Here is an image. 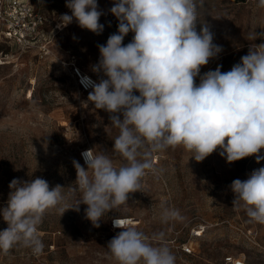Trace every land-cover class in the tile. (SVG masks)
Listing matches in <instances>:
<instances>
[{
	"label": "clouds",
	"instance_id": "9594fccd",
	"mask_svg": "<svg viewBox=\"0 0 264 264\" xmlns=\"http://www.w3.org/2000/svg\"><path fill=\"white\" fill-rule=\"evenodd\" d=\"M202 3L114 0L109 11L118 21L117 32L98 45L99 60L91 70L99 79L90 81L88 101L109 113L111 126L119 129L112 150L125 163L117 167L106 152L83 151L87 168L73 159L77 177L67 193L59 184L50 188L40 177L11 180L6 206L0 208L7 224L0 231V252L7 255L14 246H22L34 255L42 254L38 227L50 209L62 216L87 205L86 219L99 227L106 214L141 191L147 174L158 173L154 154L168 148L183 146L197 162L217 150L229 164L251 156L257 163L264 160L260 154L264 149V43L250 46L227 72L217 66L201 73L223 52V46L213 42L207 23H201L197 31ZM65 6L71 15H60L57 28L75 21L96 35L103 32L99 21L104 12L97 0H66ZM258 7L264 8V0H258ZM130 32L133 38L125 45ZM229 187L234 194L232 207L264 224V167L245 180H233ZM69 199L73 200L70 205ZM184 219L178 208L161 204L162 223ZM112 224L121 231L108 241L107 249L118 264H176V256L163 242L164 232L148 236L125 226L118 217Z\"/></svg>",
	"mask_w": 264,
	"mask_h": 264
},
{
	"label": "rangeland",
	"instance_id": "374dc122",
	"mask_svg": "<svg viewBox=\"0 0 264 264\" xmlns=\"http://www.w3.org/2000/svg\"><path fill=\"white\" fill-rule=\"evenodd\" d=\"M97 2L104 12L99 21L104 30L99 35L75 21L62 30L57 28L60 15H71L66 0H34L46 16L35 46L19 45L0 27V208L6 206L14 178L40 177L50 188L59 184L69 192L77 177L73 159L87 168L81 159L84 148L106 152L117 167L125 163L112 150L119 129L111 126L109 113L95 109L88 101L89 92H80L71 76L75 64L98 77L91 70L99 60L98 45L106 44L117 32L118 21L109 11L114 0ZM198 19L197 31L201 23H207L213 42L223 46L219 57L203 66L201 73L217 66L227 72L250 46L264 43V36L259 35L264 33V8L258 7V0H203ZM133 35L130 32L123 43L131 42ZM260 154L264 155V149ZM192 155L183 146L154 154L158 173L147 174L141 191L106 214L99 227L86 219L84 204L79 212L69 209L62 216L57 209L46 211L38 227L42 254L14 246L7 255L0 252V264H118L107 243L121 231L111 228L113 218L123 216L136 217L134 227L148 236L164 232L163 242L176 256V264L181 263L175 244L186 240L190 227L203 219L211 226L199 239L196 264H223L227 253L242 254L251 264H264V224L232 207L234 194L229 187L233 180H245L253 170L264 167V160L257 163L251 156L229 164L219 150L202 162ZM162 203L178 208L185 219L162 223ZM6 228L0 215V231Z\"/></svg>",
	"mask_w": 264,
	"mask_h": 264
},
{
	"label": "built area",
	"instance_id": "2783aa9c",
	"mask_svg": "<svg viewBox=\"0 0 264 264\" xmlns=\"http://www.w3.org/2000/svg\"><path fill=\"white\" fill-rule=\"evenodd\" d=\"M46 16L39 11L34 0H0V27L3 33L21 46L37 45L42 36V26ZM71 76L80 92H91L90 81H98L99 77L83 71L79 66L72 64ZM87 78H90L87 79ZM91 148H84L81 153ZM82 161L84 162L82 156ZM85 164V163H84ZM125 222V226H134L138 219L131 216L118 217ZM114 219V218H113ZM211 224L207 220L196 222L190 227L186 240L175 244L181 264H196L199 258V239L205 234ZM112 229H117L113 227ZM223 264H251L244 255L227 253L223 256Z\"/></svg>",
	"mask_w": 264,
	"mask_h": 264
}]
</instances>
